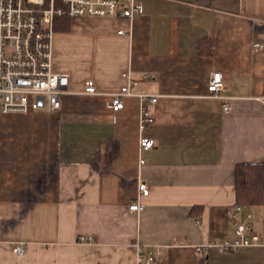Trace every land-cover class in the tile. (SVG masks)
Here are the masks:
<instances>
[{"label": "crops", "instance_id": "1", "mask_svg": "<svg viewBox=\"0 0 264 264\" xmlns=\"http://www.w3.org/2000/svg\"><path fill=\"white\" fill-rule=\"evenodd\" d=\"M136 1L134 20L55 31L54 69L70 79L61 110L0 116V264H264L262 245L195 250L235 237L236 206L264 240V207L236 192L237 168L264 163V0ZM143 95L158 100L141 133ZM142 135L155 147L142 150Z\"/></svg>", "mask_w": 264, "mask_h": 264}, {"label": "built area", "instance_id": "2", "mask_svg": "<svg viewBox=\"0 0 264 264\" xmlns=\"http://www.w3.org/2000/svg\"><path fill=\"white\" fill-rule=\"evenodd\" d=\"M143 14V7L136 0H0V116L9 113H28L30 110L59 111L62 97L69 93L70 79L67 74L59 73L53 65V39L57 18H115L134 20ZM123 34V31H120ZM258 47V45H257ZM130 79L129 74L124 75ZM85 93L96 95L98 88L93 80L85 83ZM225 88L222 73H212L208 91L213 97ZM130 95L129 85L113 94L110 107L113 111L123 109L122 97ZM157 97L142 96L143 113L141 133L151 122L148 102L154 103ZM229 104L225 110H229ZM142 150L155 147L156 141L142 135ZM145 161L142 160V163ZM141 196H148L147 183L139 186ZM132 212H140L144 205L135 201L130 205ZM243 209L234 207L230 215L235 224V237L223 242L211 241L198 245V254H206L211 249L220 251H239L253 246H264L254 233L253 227L242 219ZM251 215L247 216L250 219ZM248 221V220H247ZM94 238L81 236L79 242L89 243ZM27 245H17L14 251L23 255ZM153 253L147 261H151ZM140 262L145 259L140 258ZM146 262V261H145Z\"/></svg>", "mask_w": 264, "mask_h": 264}, {"label": "trees", "instance_id": "3", "mask_svg": "<svg viewBox=\"0 0 264 264\" xmlns=\"http://www.w3.org/2000/svg\"><path fill=\"white\" fill-rule=\"evenodd\" d=\"M59 19L68 20L69 18ZM236 192L238 204L246 208L264 207V163L243 164L237 168Z\"/></svg>", "mask_w": 264, "mask_h": 264}, {"label": "rangeland", "instance_id": "4", "mask_svg": "<svg viewBox=\"0 0 264 264\" xmlns=\"http://www.w3.org/2000/svg\"><path fill=\"white\" fill-rule=\"evenodd\" d=\"M60 18H64V17H60ZM57 19H59V18H57ZM72 20H73L72 18H69L68 20H61V19H59L58 21L56 20L57 23L55 22V31H57L58 29L69 30L72 26Z\"/></svg>", "mask_w": 264, "mask_h": 264}]
</instances>
